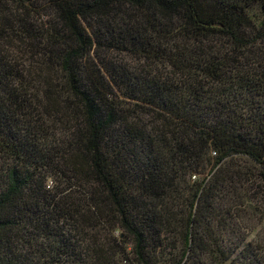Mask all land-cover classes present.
I'll return each instance as SVG.
<instances>
[{
    "label": "trees",
    "instance_id": "16d2710c",
    "mask_svg": "<svg viewBox=\"0 0 264 264\" xmlns=\"http://www.w3.org/2000/svg\"><path fill=\"white\" fill-rule=\"evenodd\" d=\"M263 207L264 0H0V264H264Z\"/></svg>",
    "mask_w": 264,
    "mask_h": 264
},
{
    "label": "rangeland",
    "instance_id": "374dc122",
    "mask_svg": "<svg viewBox=\"0 0 264 264\" xmlns=\"http://www.w3.org/2000/svg\"><path fill=\"white\" fill-rule=\"evenodd\" d=\"M259 209H262L259 207ZM264 209V207H263ZM259 213L256 215L253 214V219L250 223H254V229L252 232H250L249 239H254V240H260L264 237V215L262 218L258 216Z\"/></svg>",
    "mask_w": 264,
    "mask_h": 264
}]
</instances>
